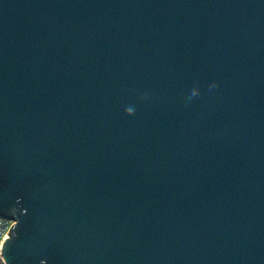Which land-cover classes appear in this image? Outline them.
Listing matches in <instances>:
<instances>
[{"label":"water","instance_id":"water-1","mask_svg":"<svg viewBox=\"0 0 264 264\" xmlns=\"http://www.w3.org/2000/svg\"><path fill=\"white\" fill-rule=\"evenodd\" d=\"M0 216L3 264H264V0H0Z\"/></svg>","mask_w":264,"mask_h":264},{"label":"built area","instance_id":"built-area-1","mask_svg":"<svg viewBox=\"0 0 264 264\" xmlns=\"http://www.w3.org/2000/svg\"><path fill=\"white\" fill-rule=\"evenodd\" d=\"M14 224H15L14 220L7 218V217L0 216V260L1 262L3 261V257L1 254V250H2L1 247L3 244V240L6 236H10L9 231Z\"/></svg>","mask_w":264,"mask_h":264},{"label":"clouds","instance_id":"clouds-1","mask_svg":"<svg viewBox=\"0 0 264 264\" xmlns=\"http://www.w3.org/2000/svg\"><path fill=\"white\" fill-rule=\"evenodd\" d=\"M127 111H131V109H126V112H127Z\"/></svg>","mask_w":264,"mask_h":264},{"label":"rangeland","instance_id":"rangeland-1","mask_svg":"<svg viewBox=\"0 0 264 264\" xmlns=\"http://www.w3.org/2000/svg\"><path fill=\"white\" fill-rule=\"evenodd\" d=\"M0 264H3V262H1V260H0Z\"/></svg>","mask_w":264,"mask_h":264}]
</instances>
